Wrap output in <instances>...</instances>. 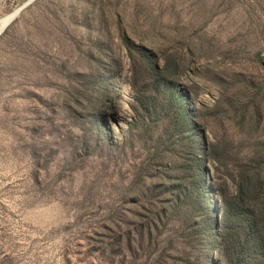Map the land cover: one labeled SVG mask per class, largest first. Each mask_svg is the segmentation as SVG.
Returning a JSON list of instances; mask_svg holds the SVG:
<instances>
[{
    "label": "rangeland",
    "instance_id": "1",
    "mask_svg": "<svg viewBox=\"0 0 264 264\" xmlns=\"http://www.w3.org/2000/svg\"><path fill=\"white\" fill-rule=\"evenodd\" d=\"M0 264H264V0L24 8L0 33Z\"/></svg>",
    "mask_w": 264,
    "mask_h": 264
},
{
    "label": "water",
    "instance_id": "2",
    "mask_svg": "<svg viewBox=\"0 0 264 264\" xmlns=\"http://www.w3.org/2000/svg\"><path fill=\"white\" fill-rule=\"evenodd\" d=\"M34 0H26L23 2L9 17V19L3 24V26L0 28V33L16 18V16L29 4H31Z\"/></svg>",
    "mask_w": 264,
    "mask_h": 264
},
{
    "label": "bare ground",
    "instance_id": "3",
    "mask_svg": "<svg viewBox=\"0 0 264 264\" xmlns=\"http://www.w3.org/2000/svg\"><path fill=\"white\" fill-rule=\"evenodd\" d=\"M16 9H17V8H16ZM16 9H15V10H16ZM15 10H14V11H15ZM14 11H13V12H14ZM13 12H11L10 14H8V15H6L5 17H3V18L0 19V28H1V27L3 26V24L9 19V17L11 16V14H12Z\"/></svg>",
    "mask_w": 264,
    "mask_h": 264
},
{
    "label": "trees",
    "instance_id": "4",
    "mask_svg": "<svg viewBox=\"0 0 264 264\" xmlns=\"http://www.w3.org/2000/svg\"><path fill=\"white\" fill-rule=\"evenodd\" d=\"M243 193H244V190L241 188V192H240V195L238 196V199L240 198V200L243 202V200H244V195H243Z\"/></svg>",
    "mask_w": 264,
    "mask_h": 264
}]
</instances>
